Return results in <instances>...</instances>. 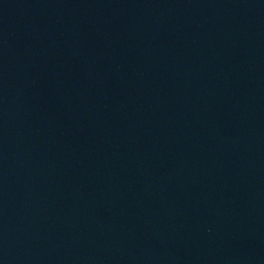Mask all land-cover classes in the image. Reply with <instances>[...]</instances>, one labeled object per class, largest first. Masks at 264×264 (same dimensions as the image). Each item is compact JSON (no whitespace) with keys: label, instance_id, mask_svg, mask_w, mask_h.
I'll use <instances>...</instances> for the list:
<instances>
[{"label":"water","instance_id":"obj_1","mask_svg":"<svg viewBox=\"0 0 264 264\" xmlns=\"http://www.w3.org/2000/svg\"><path fill=\"white\" fill-rule=\"evenodd\" d=\"M0 264H264V0H0Z\"/></svg>","mask_w":264,"mask_h":264}]
</instances>
